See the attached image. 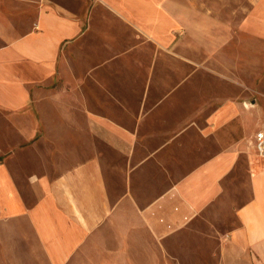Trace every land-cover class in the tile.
Listing matches in <instances>:
<instances>
[{
    "label": "crops",
    "instance_id": "0c3cea01",
    "mask_svg": "<svg viewBox=\"0 0 264 264\" xmlns=\"http://www.w3.org/2000/svg\"><path fill=\"white\" fill-rule=\"evenodd\" d=\"M74 1L0 0V264H139L141 247L153 252L150 244H162L209 210L222 214L237 180L250 195L232 208L236 222L225 223L213 264H264L263 156L237 142L173 179L171 136L155 145L152 130L139 122L128 129L93 113L89 102L61 117L54 116L59 102L39 100L60 57L97 24L100 9L137 22L155 4ZM239 27L264 41V0L255 1ZM237 108L256 142L258 130L264 132V97L219 107L210 124ZM92 129L116 154L109 171ZM175 142L181 160L187 140Z\"/></svg>",
    "mask_w": 264,
    "mask_h": 264
},
{
    "label": "rangeland",
    "instance_id": "374dc122",
    "mask_svg": "<svg viewBox=\"0 0 264 264\" xmlns=\"http://www.w3.org/2000/svg\"><path fill=\"white\" fill-rule=\"evenodd\" d=\"M255 1L154 0V12H140L137 22L109 8L100 9L97 24L60 57L58 71L39 100L59 102L54 116L58 112L61 117L80 112L89 102L93 113L110 116L128 129L139 122L152 130L155 145L164 135L171 136L173 179L237 142L260 156L241 109L231 111L218 125L209 122L219 107H239L264 97V41L239 27ZM74 2L79 5L78 0ZM164 18L169 25L162 22ZM49 112L53 115V110ZM4 116L0 109V119ZM2 131L0 124L3 141ZM92 138L109 171L116 154L109 152L93 129ZM174 138L182 145L187 140L182 161L175 156ZM241 164H245L244 155ZM243 183L230 184L222 214L209 210V217L201 215L173 231L162 244H150L153 252L141 247L139 264H213L225 223L236 222L232 208L241 195H250Z\"/></svg>",
    "mask_w": 264,
    "mask_h": 264
},
{
    "label": "built area",
    "instance_id": "2783aa9c",
    "mask_svg": "<svg viewBox=\"0 0 264 264\" xmlns=\"http://www.w3.org/2000/svg\"><path fill=\"white\" fill-rule=\"evenodd\" d=\"M256 149L260 156L264 157V132L258 131L256 134Z\"/></svg>",
    "mask_w": 264,
    "mask_h": 264
},
{
    "label": "trees",
    "instance_id": "16d2710c",
    "mask_svg": "<svg viewBox=\"0 0 264 264\" xmlns=\"http://www.w3.org/2000/svg\"><path fill=\"white\" fill-rule=\"evenodd\" d=\"M1 159V158H0Z\"/></svg>",
    "mask_w": 264,
    "mask_h": 264
}]
</instances>
